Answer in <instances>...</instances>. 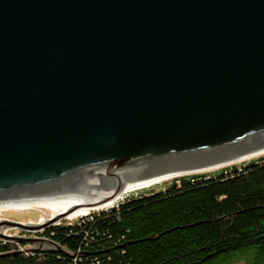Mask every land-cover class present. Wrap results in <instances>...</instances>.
<instances>
[{
    "label": "water",
    "instance_id": "obj_1",
    "mask_svg": "<svg viewBox=\"0 0 264 264\" xmlns=\"http://www.w3.org/2000/svg\"><path fill=\"white\" fill-rule=\"evenodd\" d=\"M262 152L264 0H0V204Z\"/></svg>",
    "mask_w": 264,
    "mask_h": 264
},
{
    "label": "trees",
    "instance_id": "obj_2",
    "mask_svg": "<svg viewBox=\"0 0 264 264\" xmlns=\"http://www.w3.org/2000/svg\"><path fill=\"white\" fill-rule=\"evenodd\" d=\"M157 186L48 228L54 250L0 239V264H264V155Z\"/></svg>",
    "mask_w": 264,
    "mask_h": 264
},
{
    "label": "bare ground",
    "instance_id": "obj_3",
    "mask_svg": "<svg viewBox=\"0 0 264 264\" xmlns=\"http://www.w3.org/2000/svg\"><path fill=\"white\" fill-rule=\"evenodd\" d=\"M262 155H264V152H262V154L259 155L251 156V158L239 160L238 162L235 163L237 164L241 161H247L253 158L262 157ZM223 167H216V169H220ZM216 169L198 171L195 173L213 172L216 171ZM184 175H188V174L161 176V177H157V179H149V180H145V182L134 183L132 186H128L125 189V191L122 192V195L115 198L111 202L108 201V197L110 196L109 194L103 192H97L95 190V191H87V193H79L71 196H63V198L16 201V202L0 204V211H5V210L28 211V209L42 208L51 211L53 210L55 212L53 219H55V216L57 218L63 216L64 214H71L72 212H75L73 215H71V217H69V219H73L76 218V216H81V217L87 216L89 214L88 212L90 211L111 208V206L123 200L124 197L131 195L136 191L146 190L148 188L157 186L158 184L169 182L170 180L179 178ZM46 222L49 221H45V219H42L40 224H38V227L41 228V226H44ZM29 225H31V223Z\"/></svg>",
    "mask_w": 264,
    "mask_h": 264
},
{
    "label": "rangeland",
    "instance_id": "obj_4",
    "mask_svg": "<svg viewBox=\"0 0 264 264\" xmlns=\"http://www.w3.org/2000/svg\"><path fill=\"white\" fill-rule=\"evenodd\" d=\"M242 162V161H241ZM240 163V162H239ZM239 163H235V164H231V165H238ZM228 165V166H231ZM172 180H170L171 182ZM169 183V182H168ZM161 185V184H158ZM158 189V186H157ZM124 199V198H123ZM122 201V200H121ZM118 202L115 205L122 203V202ZM115 205L111 206V208L115 207ZM111 208H107V209H99V210H95V211H90L88 212L90 213H99L101 211L104 210H110ZM75 212H72L71 214H64L63 216L57 217L55 215V212L52 210H47V209H38V208H33V209H28V211H14V210H5V211H0V235H7L10 237H14V238H25V239H42L45 238L43 236H40L42 234V232L46 231L48 228H50V226L52 227L53 225H59L61 223H64L65 221L73 223L76 222L79 218H82L81 216H76V218L73 219H69V217H71V215H73ZM88 214V215H89ZM84 217V216H83ZM45 219V221H52L53 224L50 225L49 227H47L45 224L44 226H41V229H35L33 230L32 228H34L35 226H38V224H40L41 220ZM8 222H11L13 224H10ZM24 223L25 226H31L29 228H20L19 226H15L14 223ZM31 223V225H29ZM48 223V222H46ZM37 224V225H36ZM29 246V248H34L36 245L33 244H26ZM47 245H37L36 247L39 248H47L50 249L48 247H45ZM57 248L54 247L53 250Z\"/></svg>",
    "mask_w": 264,
    "mask_h": 264
}]
</instances>
